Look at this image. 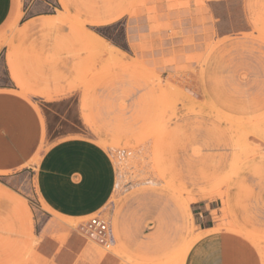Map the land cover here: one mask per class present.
Segmentation results:
<instances>
[{"label":"rangeland","instance_id":"rangeland-1","mask_svg":"<svg viewBox=\"0 0 264 264\" xmlns=\"http://www.w3.org/2000/svg\"><path fill=\"white\" fill-rule=\"evenodd\" d=\"M205 1L17 0L0 28L5 86L30 100L76 93L89 138L113 163V193L95 216L115 241L108 250L90 241L98 257L185 264L197 241L224 232L264 264V27L217 39ZM40 3L45 15L30 18L26 8ZM43 72L62 91L40 93ZM17 205L0 222L27 223L28 238L30 213ZM10 231L0 228V264H40L28 239L12 260Z\"/></svg>","mask_w":264,"mask_h":264},{"label":"crops","instance_id":"crops-1","mask_svg":"<svg viewBox=\"0 0 264 264\" xmlns=\"http://www.w3.org/2000/svg\"><path fill=\"white\" fill-rule=\"evenodd\" d=\"M16 3L0 0V28L13 15ZM47 10L40 3L25 12L33 18ZM203 11L206 28L217 39L252 34L264 27V0H206ZM9 56L5 61L11 76ZM2 67L3 63L0 74ZM55 79L50 72L38 75L40 93L62 91L63 85ZM0 85V214L15 213L19 203L31 217L28 238L27 223L12 218L0 222V228L11 230L3 235L15 250L12 260L20 259L16 254L25 252L28 239L40 264H120L111 253L98 257L81 226L74 229L69 224L97 214L115 184L113 163L89 138L77 94L30 100L12 93L5 81L0 80ZM210 229L200 225L202 232ZM185 264H260V259L246 241L223 232L197 241Z\"/></svg>","mask_w":264,"mask_h":264},{"label":"built area","instance_id":"built-area-1","mask_svg":"<svg viewBox=\"0 0 264 264\" xmlns=\"http://www.w3.org/2000/svg\"><path fill=\"white\" fill-rule=\"evenodd\" d=\"M81 231L89 241L96 242L100 247L108 250L114 245V235L108 222L98 215L90 217Z\"/></svg>","mask_w":264,"mask_h":264},{"label":"bare ground","instance_id":"bare-ground-1","mask_svg":"<svg viewBox=\"0 0 264 264\" xmlns=\"http://www.w3.org/2000/svg\"><path fill=\"white\" fill-rule=\"evenodd\" d=\"M97 38H99L98 36H97ZM115 49V48H114ZM117 50V49H116ZM100 51V50H99ZM108 51V50H107ZM111 53V52H110ZM110 58V57H109ZM8 62H9V64H10V67H11V76H12V78H13V80L15 81V83H16V85L17 86H22V82L20 81V79H19V77H18V75H17V72H16V69L14 68V65H13V63H12V61H11V58H10V56H9V58H8ZM30 97V96H29Z\"/></svg>","mask_w":264,"mask_h":264}]
</instances>
